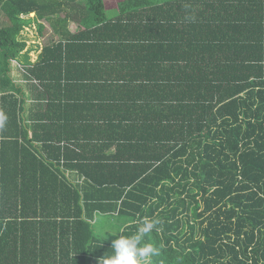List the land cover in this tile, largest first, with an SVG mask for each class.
<instances>
[{
	"label": "trees",
	"instance_id": "obj_1",
	"mask_svg": "<svg viewBox=\"0 0 264 264\" xmlns=\"http://www.w3.org/2000/svg\"><path fill=\"white\" fill-rule=\"evenodd\" d=\"M104 1L0 0V264H264V0Z\"/></svg>",
	"mask_w": 264,
	"mask_h": 264
},
{
	"label": "clouds",
	"instance_id": "obj_2",
	"mask_svg": "<svg viewBox=\"0 0 264 264\" xmlns=\"http://www.w3.org/2000/svg\"><path fill=\"white\" fill-rule=\"evenodd\" d=\"M155 223L147 218L141 220L135 235H121L112 241L113 254L99 258L96 264H150L151 258L158 254V249L151 243H143V238L153 230Z\"/></svg>",
	"mask_w": 264,
	"mask_h": 264
},
{
	"label": "rangeland",
	"instance_id": "obj_3",
	"mask_svg": "<svg viewBox=\"0 0 264 264\" xmlns=\"http://www.w3.org/2000/svg\"><path fill=\"white\" fill-rule=\"evenodd\" d=\"M119 1L120 0H105L104 1L105 8H107V9L115 8L117 2H119ZM112 11H107V12L109 13V12H112ZM69 28L71 30H73L74 29V25L71 24L69 26ZM43 32L48 33V35L51 33V28L48 26V24L45 25V28H44ZM39 34L40 33H37L36 28L33 27V28L28 29L27 31H24L22 33V38L24 40H26V43L28 44V47L33 45V43L37 44L39 47H42L44 45V42H46L48 35L45 36V35H42V34L39 35ZM35 55H34V52L31 53V57H32L31 59L32 60H34L36 58ZM20 80L23 83H25L23 81L24 80L23 77H21ZM25 89L27 90L28 93H30V90L28 88H25ZM108 220L109 221H104V224L98 225V228L96 229V235H98L99 237L103 236V237L109 238L111 241H114L115 239L119 238V234H120L119 232H120V228L122 226L121 220L118 217H110ZM109 222H111L112 224L108 225L107 223H109ZM124 224H125V222H124ZM109 232L116 233V234L112 235Z\"/></svg>",
	"mask_w": 264,
	"mask_h": 264
},
{
	"label": "crops",
	"instance_id": "obj_4",
	"mask_svg": "<svg viewBox=\"0 0 264 264\" xmlns=\"http://www.w3.org/2000/svg\"><path fill=\"white\" fill-rule=\"evenodd\" d=\"M45 33V32H44ZM46 35H48V33H45ZM41 47H39L38 49H40ZM96 94H91L90 98L94 97ZM128 114V112H126V115ZM128 118L123 119V121H127Z\"/></svg>",
	"mask_w": 264,
	"mask_h": 264
}]
</instances>
